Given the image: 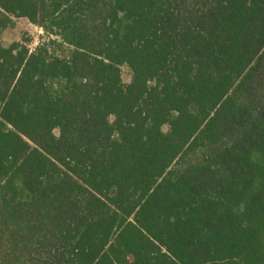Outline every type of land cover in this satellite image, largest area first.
<instances>
[{"label":"trees","instance_id":"trees-1","mask_svg":"<svg viewBox=\"0 0 264 264\" xmlns=\"http://www.w3.org/2000/svg\"><path fill=\"white\" fill-rule=\"evenodd\" d=\"M0 264H264V0H0Z\"/></svg>","mask_w":264,"mask_h":264},{"label":"rangeland","instance_id":"rangeland-1","mask_svg":"<svg viewBox=\"0 0 264 264\" xmlns=\"http://www.w3.org/2000/svg\"><path fill=\"white\" fill-rule=\"evenodd\" d=\"M16 27L13 30H7L3 34V41L6 44H11L13 42H20L23 38L31 39L29 45L31 50H34L40 42L45 38L44 32L37 26L31 24L26 19L15 20ZM129 71L127 68L123 69V80L125 83L129 82Z\"/></svg>","mask_w":264,"mask_h":264}]
</instances>
